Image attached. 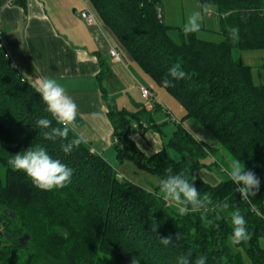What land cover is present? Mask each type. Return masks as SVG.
Masks as SVG:
<instances>
[{
    "label": "trees",
    "instance_id": "obj_1",
    "mask_svg": "<svg viewBox=\"0 0 264 264\" xmlns=\"http://www.w3.org/2000/svg\"><path fill=\"white\" fill-rule=\"evenodd\" d=\"M89 2L132 59L185 112L167 147L147 156L130 136L134 124L142 132L151 128V121L142 122L146 108L119 110L108 98L117 159L161 179L168 168L195 176L197 191L207 193L211 202L206 210L181 214L164 200L160 185L148 190L120 178L74 129L67 138L47 139L48 129L38 120L61 125L46 110L36 87L6 57L0 33V167L5 169V178L0 177V264H132L134 257L139 264H180L181 257L194 264L200 255L207 257L206 264H244L234 248L243 250L252 264H264V85L256 84L253 69L234 57L264 50V0H201L209 16L211 7L217 9L224 37L220 43L201 40L184 28L179 29L182 42H175L163 20L161 0ZM15 3L26 6L25 0ZM233 28L238 31L233 33ZM176 63L185 78L168 75ZM104 74L105 69L100 77ZM166 77L172 80L167 88L162 84ZM152 104L153 109L161 107ZM190 119L255 173L261 181L255 196L243 197L231 178L215 186L200 178L199 171L207 167L202 159L220 148L195 138L183 125ZM74 139L81 142L64 152L63 146ZM40 146L72 169L65 187L40 190L9 164L12 155ZM223 203L229 207L221 208ZM235 210L245 217L250 233V239L238 244L230 223ZM24 236L30 237L25 246ZM164 237L171 243L162 244Z\"/></svg>",
    "mask_w": 264,
    "mask_h": 264
},
{
    "label": "crops",
    "instance_id": "obj_2",
    "mask_svg": "<svg viewBox=\"0 0 264 264\" xmlns=\"http://www.w3.org/2000/svg\"><path fill=\"white\" fill-rule=\"evenodd\" d=\"M25 1L26 6L15 3V0H0L3 46L21 74L35 87L39 79L49 76L56 78L66 88L78 105L74 131L116 171H119L116 168L118 159L114 148L116 139L108 115V98L115 102L119 110L136 113L146 108L142 122L151 121L148 125L155 132L149 131L150 128L142 132L134 124L136 130L130 136L145 155L160 152L159 144L164 146L160 137L167 136L164 132L167 127H164L165 120L157 119L156 112H166L171 122L180 123L158 101L159 98L169 101V98L155 93L149 86V76L128 53L119 50L115 43V33L96 14L95 25L90 26L82 19L80 12L85 5L94 11L89 0ZM211 16H214V11ZM164 17L166 13L163 11V20ZM215 29H220L219 17ZM112 48L119 52L120 59L111 56ZM104 69L105 74L100 77ZM140 85L152 90L156 98L154 101L161 107L151 109L143 105L142 101L151 104L154 101L142 98ZM151 106L154 107L153 104ZM92 112L98 113V117L93 119L90 116ZM185 122V128L195 138L213 145L197 121L190 119ZM176 128L169 132L173 133ZM213 146L217 147L216 144ZM119 174L127 178L125 174Z\"/></svg>",
    "mask_w": 264,
    "mask_h": 264
},
{
    "label": "clouds",
    "instance_id": "obj_3",
    "mask_svg": "<svg viewBox=\"0 0 264 264\" xmlns=\"http://www.w3.org/2000/svg\"><path fill=\"white\" fill-rule=\"evenodd\" d=\"M200 28L199 13L194 12L188 18L184 30L186 32H197ZM231 31L236 33L238 29L233 28ZM168 75L175 80H180L186 77V72L179 63H176L168 69ZM162 84L165 88L170 87L172 86V80L166 77ZM36 90L46 104V110L61 125V127H52V120L40 118L38 124L44 129H48L45 132V137L49 140H54L58 137L67 138L70 129L76 127L78 115L76 101L54 77L45 76L39 79L36 84ZM98 115L96 112L90 113L93 119L97 118ZM81 139H74L71 143L64 145L63 151H71L72 146L80 143ZM9 164L13 169L22 171L38 189L44 191L65 187L70 183L73 174L70 167L62 163L60 159L54 158L43 146L30 147L12 155ZM165 172L166 175L160 180V191L163 193V198L166 202L175 205L181 214L207 209L211 202L210 197L207 193L202 194L197 191L194 185L195 176L189 178V175L184 172H174L171 168L166 169ZM228 174L243 197L256 195L261 181L253 171L246 170L244 164L241 166L239 162H234ZM220 207L227 209L229 205L223 203ZM230 223L232 225L234 243L238 244L241 241L250 239V233L246 227L247 222L239 210L232 212ZM156 227L157 225H152V230L156 231ZM160 240L164 245L171 243L170 237H164ZM206 261L207 257L200 255L195 259L194 264H206ZM132 264H139V260L134 257ZM180 264H188L187 259L181 257Z\"/></svg>",
    "mask_w": 264,
    "mask_h": 264
},
{
    "label": "rangeland",
    "instance_id": "obj_4",
    "mask_svg": "<svg viewBox=\"0 0 264 264\" xmlns=\"http://www.w3.org/2000/svg\"><path fill=\"white\" fill-rule=\"evenodd\" d=\"M161 6L166 13V17H164V22L167 26L170 27L169 34L172 39L177 42L181 43L180 31L179 29L184 28L185 24L187 23L188 18L194 13L198 12L200 16V23L201 28L197 31L198 37L201 40L220 43L224 40V37L219 33L220 29L216 30V22H218V12L215 7H211L210 9L214 11V16H209V9L203 7L201 0H161ZM93 7V6H92ZM95 14L99 18L97 11L94 9ZM218 31V32H217ZM116 36V35H115ZM115 43L118 44L119 50L124 53L129 52L126 48L119 42L118 38L115 37ZM130 55V54H129ZM235 58H241L245 65L250 66L253 69V77L254 81L258 85H264V50H253V51H242L235 53ZM151 86L155 93H161L164 97H168L169 101L164 98L161 100L159 97L158 101L164 104L165 108L168 109L172 115L178 120V122L182 121V118L185 114L184 109L182 108L181 104L170 96L166 90L159 87L154 80L149 77ZM143 105L152 108V104L148 103L147 101L143 102ZM133 111V110H132ZM157 113V119L165 120L164 132L167 136L160 137L162 139L163 147L159 144V148H166L168 145V141L172 135L169 131L176 127V123H173L169 120L168 116L165 113ZM155 113V114H156ZM154 114V115H155ZM184 122L183 125L185 126ZM203 130V128H201ZM149 131L155 132L154 128L151 127ZM205 136L209 139L213 145H218L220 148L219 151L215 152L213 155H208L207 157L202 159V162L207 165V167L202 168L199 171V176L205 182L215 186L220 184L223 181H227L229 178V171L231 170V166L234 162H236L225 149L221 147L217 139L208 131L203 130ZM211 147L212 144L208 143ZM169 150V153L174 156L175 158L179 159L180 157L173 150ZM181 160V159H180ZM117 165V172L123 173L126 175L127 178L131 182L135 183L138 186L146 188L148 190H155L156 187L160 185L161 178L157 175L150 174L149 172L140 170L133 162L126 160L123 162H116ZM0 177L5 178V169L0 167ZM264 246V242H262ZM234 248V247H233ZM236 252H241L244 264H252L249 257L245 254L243 250L234 248Z\"/></svg>",
    "mask_w": 264,
    "mask_h": 264
},
{
    "label": "built area",
    "instance_id": "obj_5",
    "mask_svg": "<svg viewBox=\"0 0 264 264\" xmlns=\"http://www.w3.org/2000/svg\"><path fill=\"white\" fill-rule=\"evenodd\" d=\"M80 16L90 26L97 24V18L95 16V13L91 10V8L88 5H85L84 8L81 10ZM160 16H161V10H160ZM111 56L116 60L120 59L119 52L114 48L111 49ZM6 57L10 59V55L8 52H6ZM140 91L143 99L153 100V101L156 99L150 88L140 85ZM144 127H146V125H144ZM119 177L123 178L121 175H119Z\"/></svg>",
    "mask_w": 264,
    "mask_h": 264
},
{
    "label": "water",
    "instance_id": "obj_6",
    "mask_svg": "<svg viewBox=\"0 0 264 264\" xmlns=\"http://www.w3.org/2000/svg\"><path fill=\"white\" fill-rule=\"evenodd\" d=\"M29 236H24V237H22L21 238V243L25 246L26 245V243H27V241L29 240Z\"/></svg>",
    "mask_w": 264,
    "mask_h": 264
}]
</instances>
